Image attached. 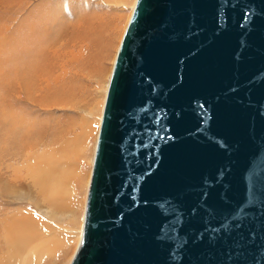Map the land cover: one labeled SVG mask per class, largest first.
<instances>
[{
    "label": "water",
    "instance_id": "95a60500",
    "mask_svg": "<svg viewBox=\"0 0 264 264\" xmlns=\"http://www.w3.org/2000/svg\"><path fill=\"white\" fill-rule=\"evenodd\" d=\"M69 264H264V0H136Z\"/></svg>",
    "mask_w": 264,
    "mask_h": 264
},
{
    "label": "rangeland",
    "instance_id": "374dc122",
    "mask_svg": "<svg viewBox=\"0 0 264 264\" xmlns=\"http://www.w3.org/2000/svg\"><path fill=\"white\" fill-rule=\"evenodd\" d=\"M81 9L94 33L72 41ZM132 10V0H0V264H69L74 256L102 106ZM14 32L27 39L17 62L9 42ZM86 117L92 125L85 138ZM52 157L66 188L58 202L48 198L44 181L37 182ZM27 236L15 253L11 241Z\"/></svg>",
    "mask_w": 264,
    "mask_h": 264
},
{
    "label": "bare ground",
    "instance_id": "6f19581e",
    "mask_svg": "<svg viewBox=\"0 0 264 264\" xmlns=\"http://www.w3.org/2000/svg\"><path fill=\"white\" fill-rule=\"evenodd\" d=\"M133 1V7H134V5H135V1L136 0H132ZM77 12H79V10H77ZM86 14V12L83 10L82 11V9H81V12L78 14V15H76V20H75V22L72 24L73 25V30H72V33H71V40L72 41H75V40H77V39H81V40H85V41H88V39H92V36H93V33H94V30H93V28H92V26H91V22L89 21V18L85 15ZM128 21H129V19H128ZM94 40V39H93ZM105 41V40H104ZM91 43V42H90ZM86 44L88 45V47L90 48V44L89 43H87L86 42ZM27 45V44H26ZM84 46V45H83ZM22 51H20V46H17V45H13V49H12V56L14 57V60L17 62L18 61V57H20V55L22 56ZM98 56H100L99 54H98ZM102 56V55H101ZM100 58V57H99ZM22 59H20V61H21ZM11 61H12V59H11ZM16 65H17V63H16ZM66 89H67V87H66ZM69 91V90H68ZM67 91V92H68ZM60 92H61V89H60V86L57 88V90L56 91H53L52 93L56 96V94H60ZM65 92H66V90H65ZM57 101V100H56ZM102 108H103V106H102ZM93 111V110H92ZM91 117L90 118H88V117H86L85 118V120H84V123H83V127H84V133H85V138H86V136H87V134L90 132L89 131V129L91 130ZM31 132V129L29 128V127H27L26 128V134L27 133H30ZM30 135H31V133H30ZM32 136V135H31ZM31 136H29V138L31 137ZM32 144H33V140H32ZM52 161H53V163L52 164H50L49 163V161L47 162V165L49 166V170H48V172H44L42 169L39 171L40 173L38 174V180H37V182H39V181H41V183H42V181H44V183H46V185L45 186H42L43 187V189H44V192H46V194H47V191H49L48 192V195H49V197L48 198H50V200L52 201V202H58V200L61 198V196H62V194L64 193V192H66V188L64 187H62L61 185V183H62V178H61V173H60V171H59V173H58V169H59V167H57V163L55 162V157H52ZM90 179V178H89ZM89 179H88V181L87 182H85L86 183V186H84L85 188H84V191L86 190V192H87V189H88V184H89ZM43 185V184H42ZM85 185V184H84ZM61 186V187H60ZM60 188L62 189V193H61V191H60ZM67 196L70 198L68 201H69V207L71 206V207H73V209H74V204H75V202H74V200H71V197L73 196V193H72V191H68V193H67ZM77 207V206H76ZM73 209H71V210H73ZM83 217H84V215H83ZM78 228H79V231H82V229H83V218H82V220H81V222L78 224ZM36 230V229H35ZM33 232V235L35 236V240H40V243L38 244V247L40 246L42 249L44 248L45 249V247H47L46 246V243H44V241H43V238H41L40 237V234H39V232L38 231H32ZM32 234V233H31ZM78 236H82V233L80 234H78ZM18 237V236H17ZM28 237L29 236H27V238H22V237H19L20 239H16V240H14V241H11V243H13L14 244V246H15V248H17L16 250L17 251H15V253H17V254H19L18 253V251H20L22 248H24V246L26 245V243L29 241L28 240ZM11 238V237H10ZM32 239V238H31ZM56 240H58V239H56ZM64 241V240H63ZM54 242V241H53ZM81 242V241H80ZM33 243V242H32ZM52 243V242H51ZM58 243V242H57ZM56 245V244H55ZM50 247V246H49ZM29 249H31V248H29ZM62 249V248H61ZM25 250V249H24ZM32 250V249H31ZM49 250V249H48ZM51 252V251H50ZM31 253V252H30ZM30 253L29 254H27V255H25L24 256V262L26 263V262H28V261H30L28 258H29V256L28 255H30ZM21 254V253H20ZM37 255V254H36Z\"/></svg>",
    "mask_w": 264,
    "mask_h": 264
},
{
    "label": "crops",
    "instance_id": "0c3cea01",
    "mask_svg": "<svg viewBox=\"0 0 264 264\" xmlns=\"http://www.w3.org/2000/svg\"><path fill=\"white\" fill-rule=\"evenodd\" d=\"M22 35H24V33L18 34V36H17V34L14 32L12 34V37L10 38V40H11V41H9V42H11L10 44L17 45V46H20V47L23 46V44H26L27 39L25 41L24 40L25 37L22 36Z\"/></svg>",
    "mask_w": 264,
    "mask_h": 264
}]
</instances>
